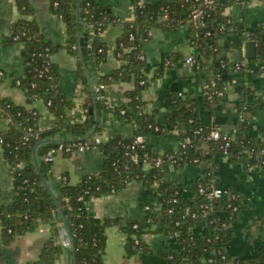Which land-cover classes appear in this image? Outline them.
Listing matches in <instances>:
<instances>
[{
    "label": "trees",
    "instance_id": "obj_1",
    "mask_svg": "<svg viewBox=\"0 0 264 264\" xmlns=\"http://www.w3.org/2000/svg\"><path fill=\"white\" fill-rule=\"evenodd\" d=\"M249 1L215 0L207 8L205 25L190 22L189 34L193 48L191 54L195 58L194 69L199 73L205 67L209 69V72H203L201 80L203 86L209 83L205 92L203 90V105L212 107L222 98L215 91H224L231 83L239 93L237 109L244 113L245 119H239L236 129L229 132L232 140L228 147V160L241 162L247 168L258 166L264 170V129L261 135L252 134L248 133L246 125L249 108L244 101L245 94L253 92V86L251 83L233 81L230 76L234 70L243 73L264 72L263 24L250 28L226 13L229 6L246 5ZM16 2L24 17L13 22L12 32L4 37V41L22 44L26 71L23 76L15 77L14 83L24 90L27 103L43 99L56 115L57 122L54 129L42 131L39 112L35 107L0 96V115L10 120L9 127L0 130V144L15 191L12 201L0 203L4 244L36 230L41 223H48L52 233L44 242L38 258L29 264H56L65 249L69 255L68 264H74L73 246L66 248L59 241L60 222L65 223L63 215H66L75 239L78 264H105L108 226L119 225L126 232V251L133 254L151 249L143 236L153 231V226L160 222L161 231L174 236L177 243V248L166 255L170 264H264V239L258 253L252 257H234L227 250L232 223L242 209V197L231 189L228 190L234 192L236 198L230 197L229 193L209 197L199 191V184L214 182L220 185L217 179L218 161L214 155L223 152L224 141L207 138L209 131L216 126L202 121L200 107L189 94L167 96L170 113L165 121H159L154 113L145 110V89L152 80L164 74L165 68L173 66L180 59L175 52L165 53L162 62L150 74L145 52L149 32L153 27L171 29L188 22L194 0H131L135 17L130 20H122L110 6L96 0H50L52 12L62 17L66 25L67 37L62 44L44 38L28 0ZM111 23L123 25L115 46V53L122 63L109 73H98L94 84L91 75L106 60L108 53V45L101 33ZM249 39L256 42L255 58L236 60L234 53L242 50ZM61 47L78 59L77 78L85 85L88 94V113L94 106L113 111L122 120L132 123L136 131L130 137L114 135L98 143L97 148L105 154L103 169L98 173L84 174L76 183H71L65 173L53 180L49 175L52 162L40 158L50 147H57L60 143L75 147L78 142L94 138L92 114L81 123L68 121L66 109L73 107L74 101L60 91V68L52 58ZM142 54L145 56L142 57ZM4 75L0 70V77ZM119 80L132 83L128 91L129 99L114 108H107L98 98L96 84L108 85ZM208 93L214 94L212 99L207 98ZM241 97L244 99L241 100ZM260 99L264 107V97ZM155 126H159V129ZM141 130L158 134L177 131L180 135L179 147L163 152L166 161L162 165L146 168L144 158L159 152L145 141L135 146L139 160L133 159L131 144ZM55 133H60L61 138H54ZM187 136L191 141L183 145ZM39 139L45 141L37 146L38 169L34 147ZM63 153L69 155L72 152ZM174 159L176 161L172 162ZM187 163H204L203 174L189 183L165 180V167H180ZM40 171L52 190L44 183ZM134 179L141 180L146 186L158 185V203L149 201L144 204L142 220L125 222L120 216L100 218L90 213V199L119 192ZM174 198L177 200L174 201ZM146 204L149 207L146 208ZM236 205L237 209L234 208ZM170 207L173 211H169Z\"/></svg>",
    "mask_w": 264,
    "mask_h": 264
},
{
    "label": "crops",
    "instance_id": "obj_2",
    "mask_svg": "<svg viewBox=\"0 0 264 264\" xmlns=\"http://www.w3.org/2000/svg\"><path fill=\"white\" fill-rule=\"evenodd\" d=\"M28 1L34 10L33 15L39 23L44 38L54 43H64L67 37L66 25L62 17L52 12L50 0ZM96 1L110 6L122 20L135 17L131 0ZM226 13L234 20L244 22L250 28L260 23L264 26V0H250L246 5L233 4L226 9ZM22 17L24 14L19 9L16 0H0V70L5 73L3 77H0V96H7L19 104L35 107L39 112L40 130L47 131L56 127L57 117L50 111L43 99L27 103L24 90L14 83V78L23 76L26 71L22 44L4 41V37L12 32L13 22ZM122 30V23H111L101 33L102 39L108 45V53L106 60L91 75L94 84L98 73H109L121 65L122 60L116 55L115 46ZM189 30L190 22L171 29L153 27L150 30L145 47L150 74L153 73L154 67L162 62L165 53L175 52L180 59L173 66L165 68L164 74L152 80L145 89V110L154 113L159 121H165L170 113V108L166 103L167 96L169 94L173 97L189 94L198 103L200 117L205 124H212L233 132L239 120L235 109L240 97L237 96V91L231 83L225 95L212 107L203 105L201 80L203 72L207 73L209 69L208 67L202 68L203 70L199 73L193 65L186 62L185 58L193 49ZM243 54L245 55V47ZM52 58L60 68L58 82L60 91L74 101V106L66 109L70 123L84 122L92 114L91 122H95L94 136L100 137L102 141L114 135L130 137L136 132L132 123L122 120L113 111L94 106L88 113L86 108L88 94L84 89L85 85L77 78L78 59L76 55L65 47H61ZM242 60L246 61V57L244 56ZM230 76L233 81L252 84L254 91L245 94L244 100L249 108L247 131L261 135L264 129V107L260 98L264 97V72L243 73L240 70H234L231 71ZM131 88L132 83L129 81L112 82L105 87L106 98L102 102L107 108H114L129 99L128 91ZM242 97L241 100L244 99ZM9 125L10 120L0 115V130L7 129ZM97 125L99 128H96ZM140 133L158 152L176 150L180 144V135L177 131L158 134L154 131L141 130ZM61 136L60 133H55L54 138L60 139ZM40 158H44V154H41ZM214 158L218 161V183L224 188L236 191L242 197V209L232 223L227 250L234 257H252L258 253L264 239V170L258 166L247 168L241 162H231L222 152L216 153ZM104 161L105 154L99 148L75 150L69 155L59 153L52 161L49 175L56 180L62 173H65L71 183H76L84 174L100 172ZM204 169V163H187L180 167L169 165L164 169V178L167 181L177 180L189 183L202 175ZM14 193L13 177L0 144V203L12 201ZM149 201L158 203L157 185L146 186L141 180L134 179L119 192L93 197L88 202V209L90 213L100 218L120 216L125 222H130L143 219L144 204ZM161 228L162 224L156 223L153 231L144 234L145 241L151 247L149 251L139 250L128 254L125 247L126 232L119 225L108 226L104 263L170 264L166 255L177 248V243L174 236L162 232ZM51 233L50 224L41 223L36 230L28 231L11 243L4 244L0 222V264H29L38 258L44 242ZM64 246L67 248L66 245ZM68 261L69 255L65 249L56 264H68Z\"/></svg>",
    "mask_w": 264,
    "mask_h": 264
},
{
    "label": "built area",
    "instance_id": "obj_3",
    "mask_svg": "<svg viewBox=\"0 0 264 264\" xmlns=\"http://www.w3.org/2000/svg\"><path fill=\"white\" fill-rule=\"evenodd\" d=\"M215 2V0H194V5L190 11V15H189V19L188 22H191L195 25L198 26H204L205 25V15L207 12V8L211 5H213V3ZM15 38L17 39L18 36H15ZM242 50H244V46L242 48ZM145 55L142 54V57H144ZM186 62L193 65L195 58L194 56L190 53L186 58H185ZM247 61V59H246ZM237 66L239 67L240 64L237 63ZM107 85L106 84H96V89L99 90L98 93V98L104 100L106 98V93H105V87ZM209 87V83H205L203 86V90L205 92V88ZM228 89V88H227ZM226 89V90H227ZM226 90H218L215 91V93H217L220 96H224L226 93ZM214 96L213 93H208L207 94V98L208 99H212ZM236 112L238 113V117L241 120L245 119L244 113L243 112H238V109L236 107ZM156 129H159V126H155ZM207 138L209 139H222L224 141L223 146H224V150H223V154L226 155V157L228 156V147L231 143L232 140V135H230L229 131L223 130L222 128L219 127H215L212 128L209 131V134L207 135ZM102 140L100 137L98 136H94V138L92 140H86L84 142H78V144H75V147H73L72 145H65L63 143H60L59 146H52L50 147L45 155H44V159L46 161L52 162L56 155L59 153H63L64 151H75V150H89V149H93V148H97V144L100 143ZM145 139L142 133H139L133 144H131V148L133 149V159L138 161L139 160V154L137 151H135V146L138 144H144L145 143ZM191 138L189 136H187L185 138V140L183 141V145H185L186 143L190 142ZM144 166L146 168H149L151 166H159L162 165L165 161L166 158L163 156V152H159L158 154L155 155H149L146 156L144 158ZM176 161L175 159L172 161L174 162ZM158 186V185H157ZM199 191L202 193L207 194L209 197H220L223 196L226 193H229L230 197L232 198H236V194L232 191H229L227 188L222 187L221 185H216L214 182H208L207 185H202L199 184ZM177 198H174V201H176ZM145 207H149V205H145ZM235 209L238 208V206L236 205L234 207ZM169 211H173V208L170 207ZM193 214H195V212H193ZM59 241L60 243L71 247L73 246V241H72V236L66 226V224L64 222H60V226H59ZM211 260V259H209Z\"/></svg>",
    "mask_w": 264,
    "mask_h": 264
},
{
    "label": "water",
    "instance_id": "obj_4",
    "mask_svg": "<svg viewBox=\"0 0 264 264\" xmlns=\"http://www.w3.org/2000/svg\"><path fill=\"white\" fill-rule=\"evenodd\" d=\"M244 47H245V55L243 54V50H237V51L234 53V58H235L236 60H242L244 56L246 57L247 60H251V59L255 58V56H256V42H255L253 39H249V40H247V41L244 43ZM253 65H254V64H253ZM238 95H239V93H237V96H238ZM243 96H245V95H243ZM96 118H98V115H96ZM43 141H45V139H39V140L37 141L35 147H34L35 163H36V166L38 167V169H39V163H38V159H37V146L39 145V143H41V142H43ZM40 174H41V176H42V179H43L44 183L48 186V188H49L50 190H52L51 187H50V185H49V183H48L47 178L45 177V175H44L41 171H40ZM52 194H53L54 198H56L55 195H54V193H52ZM56 201H57V199H56ZM57 204H58V206H59V210L62 212L61 207H60L58 201H57ZM63 217H64V221H65V223H66V226H67V228H68V230H69V232H70V234H71V236H72L74 264H78L77 249H76V247H75V239H74V236H73L72 230H71V228H70V225H69V223H68V218H67V216H66V215H63Z\"/></svg>",
    "mask_w": 264,
    "mask_h": 264
}]
</instances>
